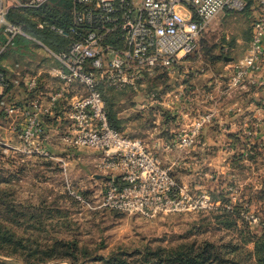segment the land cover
<instances>
[{
  "label": "rangeland",
  "instance_id": "obj_1",
  "mask_svg": "<svg viewBox=\"0 0 264 264\" xmlns=\"http://www.w3.org/2000/svg\"><path fill=\"white\" fill-rule=\"evenodd\" d=\"M0 3L6 16L17 9L9 0ZM251 17L250 8L221 13L200 37L196 51L172 73L157 72L122 89L100 85L109 113L120 122L119 132L141 140L179 185L195 194L206 192L208 210L145 219L99 208L114 176L97 169L99 151L65 146L59 137L66 123L43 121L48 132L44 146L54 159L22 160L18 134L0 112V226L16 240H28L33 252L30 257L26 250L24 256V251L11 252L5 245L0 264L139 263L158 250L204 242L228 253L225 258L233 264H257L254 246L264 235V69L257 77L262 84L240 90L229 82L232 64L248 46ZM0 37L1 48L7 40L1 31ZM6 47L0 60L18 64L27 74L45 62L39 81L42 87L49 83L46 71L53 64L39 43L27 51ZM18 90L26 93L18 87L8 100L15 96L17 101ZM205 115L210 119L193 143L175 140L189 134L190 124ZM159 136L165 141L159 142ZM70 192L83 193V202ZM241 205H247L243 212L256 217V224L242 212L241 218L235 215ZM60 242L74 244L77 259L62 257L60 247L54 258L41 256Z\"/></svg>",
  "mask_w": 264,
  "mask_h": 264
},
{
  "label": "built area",
  "instance_id": "obj_2",
  "mask_svg": "<svg viewBox=\"0 0 264 264\" xmlns=\"http://www.w3.org/2000/svg\"><path fill=\"white\" fill-rule=\"evenodd\" d=\"M48 1L9 0V6L36 8ZM247 8L252 10L248 46L243 57L232 64L229 76L230 85L240 90L262 84L257 77L264 64V0H72L68 35L73 40L68 49L53 53L33 40L53 64L46 71L50 77L46 86H41L40 74L20 72L18 64L9 71L0 65V112L18 134L22 160L54 159L44 146L48 132L43 121L58 111L61 116L55 115L56 122L66 123L59 141L72 149L99 151L97 169L114 175L107 181L99 208L145 219L208 210L210 197L206 192L195 194L179 185L170 169L141 140L110 127L99 85L122 89L157 72L172 73L196 51L200 37L217 16ZM0 31L7 40L5 46L17 36L31 39L21 26L6 20L1 6ZM109 37L117 47L107 42ZM9 74L12 89L22 86L25 90L22 100L11 101L5 96ZM209 119V115L199 117L190 124L189 134L177 135L175 140L193 143L198 129ZM70 194L83 202L80 195ZM241 216L258 222L250 213L242 212Z\"/></svg>",
  "mask_w": 264,
  "mask_h": 264
},
{
  "label": "trees",
  "instance_id": "obj_3",
  "mask_svg": "<svg viewBox=\"0 0 264 264\" xmlns=\"http://www.w3.org/2000/svg\"><path fill=\"white\" fill-rule=\"evenodd\" d=\"M71 9L72 0H49L47 3L36 8H17L9 10L6 16L7 19L12 23L21 26L23 33L31 39H27L23 36H17L12 40L11 44L7 45L6 49L9 48L11 50L13 48L14 52L16 50L27 51L33 45V40H35L40 42L53 53L67 50L73 40L72 36L68 35V30L72 25ZM246 10H248V8ZM39 24H42L43 27L39 28ZM52 28L62 30L66 35H60ZM106 40L109 44L114 43L110 37ZM113 45L117 47V43H114ZM8 79L10 80L7 76L8 87L5 90V93L7 94L12 89ZM100 85L99 90L105 101L103 87ZM106 111L110 127L116 131H120V129L117 128V125L120 124V122L117 121L118 118L116 117V114L109 113L107 106ZM55 115L61 116V112L56 111ZM55 115L53 117H45L44 121L55 125ZM80 195L82 197L84 194L81 193ZM246 207L247 205H241L238 209H234L235 215L241 218L240 213L246 211ZM5 245L10 246L8 249H10L11 252H18V250L24 251V256H26L27 250V255L33 257V252L30 250L28 240H16L9 230L3 229L0 226V248H4ZM57 247L62 249V257L77 259L74 255L77 250L75 245L64 242L56 244L54 248L46 252L48 256L46 253L41 254V256L54 258L56 252L59 251H57ZM254 251L255 258H257V264H264V235H262V237L255 242ZM149 256L150 259H145L144 261L143 257V260L139 263H129L123 260L117 261V264H233L231 261L233 259L229 260L225 258L226 256H229L228 253L225 255L221 252L220 247H214L206 242L197 246L192 244L180 246L170 250H158L149 254ZM233 258L235 257L233 256Z\"/></svg>",
  "mask_w": 264,
  "mask_h": 264
},
{
  "label": "crops",
  "instance_id": "obj_4",
  "mask_svg": "<svg viewBox=\"0 0 264 264\" xmlns=\"http://www.w3.org/2000/svg\"><path fill=\"white\" fill-rule=\"evenodd\" d=\"M249 38H250V33H249V35H248V41H249ZM247 45H248V42H247ZM247 48V47H246ZM9 50V49H8ZM40 57H42V56H40ZM5 61V60H4ZM2 59L0 60V65L1 66H3V67H5V69L7 70V71H9L10 69H12L13 68V66L15 65V63L12 65L11 63H9L8 61L7 62H4ZM46 63H47V60H46ZM34 65V64H33ZM44 66H45V62H42L41 63V65H39V67H33V69L32 70H30V72H29V75H38V74H41L42 73V71L41 70H43V69H41V68H44ZM46 67V66H45ZM49 68H50V66H49ZM48 69V68H47ZM263 69H264V64H263ZM27 73V72H26ZM11 75L9 74V77H10ZM46 78H47V80L48 81H50V77L46 74ZM44 86V85H43ZM14 91V89H11L10 90V92L9 93H12ZM18 91H20V90H18ZM21 92V95L19 94V95H17V100H22L23 99V97H22V92L23 91H20ZM5 94V96L6 97H8V94L7 93H4ZM23 94H25L24 92H23ZM10 96V95H9ZM13 99L14 98V100H16L15 99V96H10V99ZM218 125H219V123H218ZM159 139V142H164L165 140H164V138H163V136H159L158 137ZM168 142V141H167Z\"/></svg>",
  "mask_w": 264,
  "mask_h": 264
}]
</instances>
